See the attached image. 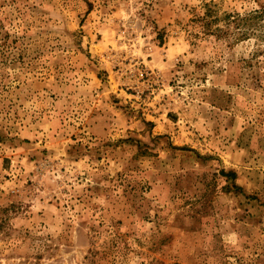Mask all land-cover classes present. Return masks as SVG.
I'll return each instance as SVG.
<instances>
[{
	"label": "rangeland",
	"instance_id": "1",
	"mask_svg": "<svg viewBox=\"0 0 264 264\" xmlns=\"http://www.w3.org/2000/svg\"><path fill=\"white\" fill-rule=\"evenodd\" d=\"M0 264H264V0H0Z\"/></svg>",
	"mask_w": 264,
	"mask_h": 264
},
{
	"label": "trees",
	"instance_id": "2",
	"mask_svg": "<svg viewBox=\"0 0 264 264\" xmlns=\"http://www.w3.org/2000/svg\"><path fill=\"white\" fill-rule=\"evenodd\" d=\"M254 16L253 17H256L257 15H259V13L257 12H254L253 14ZM208 17H211V13H210V9L206 8L204 10V13L200 16H195L194 18L196 19L195 21H200L201 23V27L205 28L206 30H208L210 28V25L211 23L213 22V20H207ZM239 17V16H237ZM240 21H245V17L244 18H239ZM159 37V42L162 43V40H161V36H158ZM222 173H224L222 171ZM224 175V174H223Z\"/></svg>",
	"mask_w": 264,
	"mask_h": 264
}]
</instances>
